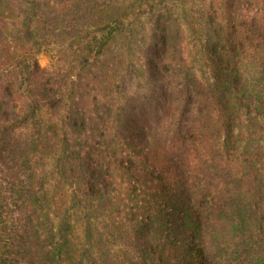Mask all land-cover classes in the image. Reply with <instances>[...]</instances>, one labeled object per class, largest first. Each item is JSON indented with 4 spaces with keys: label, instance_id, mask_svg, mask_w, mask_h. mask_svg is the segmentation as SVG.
<instances>
[{
    "label": "trees",
    "instance_id": "trees-1",
    "mask_svg": "<svg viewBox=\"0 0 264 264\" xmlns=\"http://www.w3.org/2000/svg\"><path fill=\"white\" fill-rule=\"evenodd\" d=\"M228 242L264 264V0H0V264Z\"/></svg>",
    "mask_w": 264,
    "mask_h": 264
},
{
    "label": "rangeland",
    "instance_id": "rangeland-1",
    "mask_svg": "<svg viewBox=\"0 0 264 264\" xmlns=\"http://www.w3.org/2000/svg\"><path fill=\"white\" fill-rule=\"evenodd\" d=\"M37 60L41 66H48L50 63L49 54L40 53ZM222 227H217V229ZM217 234L219 237L223 238V233L221 231H218ZM208 246L210 255L213 257L214 264H252L254 261V259L252 260L253 254L237 242L224 243L222 249L217 246V249L214 251L212 250L210 243Z\"/></svg>",
    "mask_w": 264,
    "mask_h": 264
}]
</instances>
